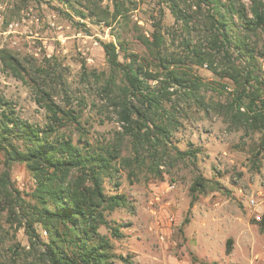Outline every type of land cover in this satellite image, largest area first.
<instances>
[{"label": "rangeland", "instance_id": "obj_1", "mask_svg": "<svg viewBox=\"0 0 264 264\" xmlns=\"http://www.w3.org/2000/svg\"><path fill=\"white\" fill-rule=\"evenodd\" d=\"M175 1L180 8L197 2ZM238 1L249 13V2ZM71 3L72 7L61 0H0V96L13 105L16 116L44 127L52 116L47 106L53 105L66 114L59 133L75 145H118L122 156L130 158V142L122 136L116 105L119 91L109 86L102 49V44L113 43L120 61L126 60L125 53L133 54L145 69L158 72L153 73L158 80L149 84L167 87V110L171 105L179 107L180 126L171 135V145L180 151L199 150L195 165L177 160L169 147L158 158L144 157L140 167L116 162L118 173L114 179H104L103 188L106 196L126 198L127 207L106 213V221L121 236L114 238L106 226L99 228L111 242L113 264H264V135L226 122L229 118L221 106L231 103L237 90L230 77H218L206 65L190 63L185 41H203L205 33L197 30L188 35L175 23L168 0ZM192 11L197 12L190 13L194 21L200 20L199 11L195 7ZM242 35L257 49L256 73L264 82V34L257 30ZM154 36L163 39L161 47ZM151 53L176 60L170 69L183 78L201 80L204 86L197 99L188 100L178 86H167ZM215 65L220 71L236 68L242 74L245 70L234 55L230 63L218 55ZM261 89L264 101V86ZM128 100L138 105L131 97ZM16 145L23 150L21 142ZM151 166L161 171V179ZM4 169L0 152V176ZM198 175L207 180L206 189L190 208V188ZM9 176L20 198L30 203L35 182L26 165L14 163ZM251 198L260 202L256 209L248 206ZM8 202L0 196V264H45L41 253L46 233L37 227L41 241L31 245L23 222L20 225L23 212L16 204L14 214L13 203Z\"/></svg>", "mask_w": 264, "mask_h": 264}, {"label": "trees", "instance_id": "obj_2", "mask_svg": "<svg viewBox=\"0 0 264 264\" xmlns=\"http://www.w3.org/2000/svg\"><path fill=\"white\" fill-rule=\"evenodd\" d=\"M250 8L245 12L244 5L238 0H197L180 8L175 0H168L176 24L188 35L197 30L203 31L207 38L200 42L193 39L185 41V49L192 62L205 66L218 77H230L236 84V96L227 106H221L226 122L235 128L256 131L264 135V101L260 99L261 86L256 65L260 57L254 45L247 43L243 33L260 30L264 34V0H247ZM65 6L72 7L71 0H61ZM199 11L201 19L194 21ZM85 17L81 12H76ZM155 44L161 47L163 39L154 36ZM107 66L110 71L111 85L119 91L117 106L122 123V136L129 139L130 158L122 156L118 145L94 148L89 143L75 145L71 138L59 133L63 126L61 110L53 105L47 109L52 116L44 127L20 120L11 103L0 96V152L4 157V171L0 176V196L15 212V205L23 214V227L29 243H39L37 227L47 235L42 245L41 259L45 264H113L110 240L99 233L106 226L111 236L120 238L119 229L106 221V213L117 208L127 207L126 198L115 194H104L103 181L114 179L118 173L116 162H127L136 168L144 165L146 156L158 158L159 153L167 154L168 147L179 161L189 160L194 165L199 150H178L171 145V135L180 126L176 115L181 111L177 105L171 110L165 108L170 102L167 87H152L149 81H157L158 72L145 69L133 54H126L123 62L113 43L102 44ZM158 61L157 68L164 73L167 86H178L188 100L197 99L204 86L198 78H183L177 70L176 60L168 61L160 54L151 53ZM218 55L227 60L236 56L244 64L241 74L236 68L220 71L215 60ZM145 62V61H144ZM154 73V74H153ZM186 75V74H184ZM119 79L120 84L116 81ZM243 79V81H241ZM131 97L137 106L128 98ZM243 109V111L241 110ZM21 142L23 150L16 143ZM166 147V148H165ZM14 163L25 164L35 182L31 202L20 198L13 187L9 172ZM136 164V165H135ZM157 179L161 171L151 166ZM207 180L196 176L190 188V208L197 201L198 194L204 193ZM15 195H13V193ZM12 199V201H11ZM264 228V222L262 223ZM226 252H230L229 246Z\"/></svg>", "mask_w": 264, "mask_h": 264}, {"label": "built area", "instance_id": "obj_3", "mask_svg": "<svg viewBox=\"0 0 264 264\" xmlns=\"http://www.w3.org/2000/svg\"><path fill=\"white\" fill-rule=\"evenodd\" d=\"M260 202L258 201V199H255V198H251L250 200H249V202H248V206L250 207V208H257V207H259L260 206V204H259ZM256 211V210H255ZM256 219L258 220V221H261V215H256Z\"/></svg>", "mask_w": 264, "mask_h": 264}]
</instances>
